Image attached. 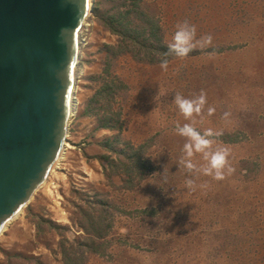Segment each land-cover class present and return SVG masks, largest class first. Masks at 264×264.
<instances>
[{
  "label": "rangeland",
  "instance_id": "obj_1",
  "mask_svg": "<svg viewBox=\"0 0 264 264\" xmlns=\"http://www.w3.org/2000/svg\"><path fill=\"white\" fill-rule=\"evenodd\" d=\"M123 2L97 0V9L114 13ZM142 5L166 43L188 21L211 44L163 70L156 47L109 51L121 37L90 11L65 155L0 234V264H64L63 238L97 234L105 238L85 264H264V0ZM201 93L202 113L185 120L176 95ZM104 117L122 128L102 127ZM193 121L201 133H221L211 151L230 149L234 171L223 180L204 175L202 153L187 157L177 127ZM130 145L140 148L135 159L120 153Z\"/></svg>",
  "mask_w": 264,
  "mask_h": 264
},
{
  "label": "water",
  "instance_id": "obj_2",
  "mask_svg": "<svg viewBox=\"0 0 264 264\" xmlns=\"http://www.w3.org/2000/svg\"><path fill=\"white\" fill-rule=\"evenodd\" d=\"M91 4L0 0V234L45 181L66 141Z\"/></svg>",
  "mask_w": 264,
  "mask_h": 264
},
{
  "label": "trees",
  "instance_id": "obj_3",
  "mask_svg": "<svg viewBox=\"0 0 264 264\" xmlns=\"http://www.w3.org/2000/svg\"><path fill=\"white\" fill-rule=\"evenodd\" d=\"M143 0H124L120 8L114 12H99L97 7V0H94V11L98 13L102 23L108 27L112 32L120 35L121 39L118 45H108L109 51H126L127 45L131 44L135 49L142 51L143 49H151L156 47L157 50L162 51V57L159 59L167 60L175 56L173 52L169 50L168 43L165 42L162 35V29L160 24L146 12L143 8ZM157 43L155 46L154 44ZM197 51L193 50L189 54H195ZM133 54H137L133 51ZM150 61H155L153 58ZM104 123L102 127L105 128H122V122L118 118L112 123L110 117H104ZM107 142L110 139H106ZM131 151L125 149L121 150L120 153H124L128 159H135L139 155L140 148H136L130 145ZM137 161V159L135 160ZM52 224V223H51ZM109 228L110 224L107 225ZM60 229H64V226L58 225ZM87 233H91L88 228L84 227ZM105 235L97 234V237H85L70 243L67 238H63L61 242V251L63 255L64 264H85L84 253L87 250L93 252H99L98 245H102L97 240L104 239Z\"/></svg>",
  "mask_w": 264,
  "mask_h": 264
},
{
  "label": "clouds",
  "instance_id": "obj_4",
  "mask_svg": "<svg viewBox=\"0 0 264 264\" xmlns=\"http://www.w3.org/2000/svg\"><path fill=\"white\" fill-rule=\"evenodd\" d=\"M212 42V37L205 36L197 39L196 26L184 21L176 26V31L172 36L171 42L168 44L169 50L175 54V57L184 58L189 55L194 49H205ZM168 61H162L160 67L167 70ZM206 103L204 93L192 99L184 98L182 95L177 94L175 97V104L179 109L180 114L185 120H191L195 115L199 116L202 113L203 107ZM215 110L208 109V114L211 115ZM229 113H225V119ZM195 121L192 123H184L178 126L177 130L182 137L188 139L189 143L184 144V150L188 158H192L194 153H202L204 158L209 161L208 167L203 169L206 176H211L215 180H223L225 178V169L228 174H231L234 169L228 166V157L230 149L227 147L218 148L211 151L213 140L210 137L221 135L220 132H213L212 129H207L203 133L194 127ZM187 168L192 169L195 165L189 159L185 165ZM189 183H191L189 181Z\"/></svg>",
  "mask_w": 264,
  "mask_h": 264
},
{
  "label": "bare ground",
  "instance_id": "obj_5",
  "mask_svg": "<svg viewBox=\"0 0 264 264\" xmlns=\"http://www.w3.org/2000/svg\"><path fill=\"white\" fill-rule=\"evenodd\" d=\"M92 5H93V0H92V4H91V7H92ZM91 7H90V9H89V12H88V14H87V17H88V15H89V13H90V11H91ZM87 17H86V19H87ZM86 21V20H85ZM83 26H84V24H83ZM83 26H82V28H83ZM82 28H81V31H82ZM81 33L82 32H80V49H81ZM83 40V39H82ZM79 59H80V53H79ZM80 74H81V70H80V63H79V60H78V65H77V76H76V82H75V87H74V93H73V99H72V106H71V112H70V116H69V121H70V119H71V117L74 115V113H75V111H76V105H77V99H78V97H77V79H78V77L80 76ZM69 121H68V125H69ZM67 133H68V128H67V131H66ZM67 133H66V139H67ZM67 146H68V142L67 141H65V143H64V145H63V148H62V151H61V153H60V155H59V157H58V159L56 160V162L54 163V165L52 166V168L50 169V171H49V173L50 172H52V170L58 165V163L63 159V157H64V153H65V151H66V149H67ZM49 173H48V175H49ZM48 177V176H47ZM47 177H46V179H45V181L42 183V185L45 183V182H47L46 180H47ZM21 212V211H20ZM19 212V213H20ZM18 213V214H19ZM17 214V215H18ZM13 219V218H12ZM8 223H9V221H8ZM8 223H6V225H5V227H4V230L6 229V226H7V224ZM3 230V231H4Z\"/></svg>",
  "mask_w": 264,
  "mask_h": 264
}]
</instances>
